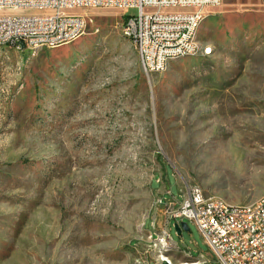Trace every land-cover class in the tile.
<instances>
[{"label": "rangeland", "instance_id": "rangeland-1", "mask_svg": "<svg viewBox=\"0 0 264 264\" xmlns=\"http://www.w3.org/2000/svg\"><path fill=\"white\" fill-rule=\"evenodd\" d=\"M84 14L70 44L0 46V264H84L77 248L98 264H219L189 221L164 237L156 202L192 187L230 205L264 195V0L206 9L210 55L148 78L124 17Z\"/></svg>", "mask_w": 264, "mask_h": 264}, {"label": "built area", "instance_id": "built-area-1", "mask_svg": "<svg viewBox=\"0 0 264 264\" xmlns=\"http://www.w3.org/2000/svg\"><path fill=\"white\" fill-rule=\"evenodd\" d=\"M222 1L0 0V46L34 51V43H45V48L70 44L87 26L85 10H78V3L91 2L97 9L124 17L122 35L133 43L148 78L165 72L166 55L193 53L192 28L199 27L206 9L218 7ZM130 9H137L138 15L127 16ZM165 194L171 196L170 191ZM162 196L157 203L164 206L166 226L171 221L191 222L219 264H264V195L249 205H218L198 187L189 189L179 201Z\"/></svg>", "mask_w": 264, "mask_h": 264}, {"label": "bare ground", "instance_id": "bare-ground-1", "mask_svg": "<svg viewBox=\"0 0 264 264\" xmlns=\"http://www.w3.org/2000/svg\"><path fill=\"white\" fill-rule=\"evenodd\" d=\"M93 9H97L96 6H94V4H92L91 2H79L78 3V10H85L86 11H89V10H93ZM204 17H200V22H199V26L201 24V22L203 21ZM199 27H193L192 30H191V47H192V52L193 53H175L174 55H166L165 56V61H164V70L167 68V66L169 65V63L171 61H175V60H179V59H182V58H187V57H194V56H197L195 55V53H200L201 52V48H200V45L197 41V30H198ZM133 44V43H132ZM42 47H45V43H34V51L39 49V48H42ZM55 47H59V46H51L50 48H55ZM14 48V47H13ZM205 50V55H210V50L209 49H203ZM214 200L217 201L218 205H226L228 203H226L225 201L221 200V199H218V198H212ZM259 199H263V196L260 197ZM157 204V202H156ZM155 204V206H156ZM156 210V209H155ZM164 237L167 236L169 237L168 235V232L166 229H164V231L161 232ZM151 236V235H150ZM160 242L163 243V239L160 238ZM53 254L55 256V259L54 262H56V260L58 258H61L63 259L64 256L66 255V248H61V247H57L55 250H53ZM71 257V260L72 258L74 259L75 257H81V256H86V260H85V263L84 264H98L97 262V259H96V251L94 250H87V249H84V248H77L75 250H71L69 253H68ZM160 260L164 261V262H167L168 264H195L196 262H192V263H175V262H172L170 260V258L168 257H165V256H160Z\"/></svg>", "mask_w": 264, "mask_h": 264}, {"label": "water", "instance_id": "water-1", "mask_svg": "<svg viewBox=\"0 0 264 264\" xmlns=\"http://www.w3.org/2000/svg\"><path fill=\"white\" fill-rule=\"evenodd\" d=\"M20 46H21L22 49H24V45L22 43H20ZM173 229H174V231H175V233L177 235H180L182 231H184V232H188L189 231L186 223H184V222L179 223V224L174 223L173 224ZM164 264H168V263L165 262Z\"/></svg>", "mask_w": 264, "mask_h": 264}, {"label": "crops", "instance_id": "crops-1", "mask_svg": "<svg viewBox=\"0 0 264 264\" xmlns=\"http://www.w3.org/2000/svg\"><path fill=\"white\" fill-rule=\"evenodd\" d=\"M171 222H173V221H171ZM169 223H170V222H169ZM173 223H174V222H173ZM167 226H168V225H167ZM167 226H166V221H165V225H164V227H167ZM162 231H164V228L162 229ZM162 231H161V232H162ZM149 233H150V232H149Z\"/></svg>", "mask_w": 264, "mask_h": 264}]
</instances>
